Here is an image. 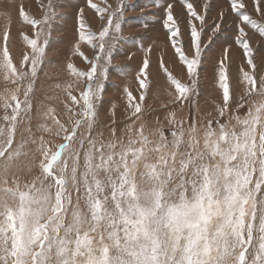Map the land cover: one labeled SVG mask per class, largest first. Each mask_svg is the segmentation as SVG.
Listing matches in <instances>:
<instances>
[{
    "label": "snow or ice",
    "instance_id": "obj_1",
    "mask_svg": "<svg viewBox=\"0 0 264 264\" xmlns=\"http://www.w3.org/2000/svg\"><path fill=\"white\" fill-rule=\"evenodd\" d=\"M103 2L102 7L87 0L103 22L99 31L89 27L84 8L76 14L78 39L72 50L87 68L67 64L81 87L64 86L70 101L64 122L52 107L40 111L33 102L40 74L47 77L44 66L53 64L47 50L53 22L62 18L55 0L43 5L40 19L20 6V17L34 32L21 33L26 47L18 62L8 47L9 31L3 34L0 73L12 87L0 92L5 121L0 124V264H264V69L256 63L260 49H254L244 27L264 38V23L253 19L245 0H229L212 22L211 0L202 10L192 0H179L183 17L174 14L176 0H165L162 26L187 80L169 71L162 53L157 67L171 99L160 106L167 109L164 122L154 117L158 126L148 129V116L158 111L147 105L153 46L141 45L145 55L136 79L144 91L134 103L124 87L131 122L118 128L116 105L107 125L100 122L99 107L102 79L123 39L126 5L118 0L112 8ZM252 6L264 20V0H252ZM230 13L237 18L235 38L214 62L217 99L213 111L202 113L204 53L224 31ZM208 29L205 43L202 34ZM81 43L94 50L92 57L81 51ZM233 44L241 47L243 58L238 95L231 83ZM185 107L188 113L177 118V110ZM34 108L41 135L29 126L17 143L18 126L31 120ZM103 127L109 129L107 137L98 130Z\"/></svg>",
    "mask_w": 264,
    "mask_h": 264
},
{
    "label": "rangeland",
    "instance_id": "obj_2",
    "mask_svg": "<svg viewBox=\"0 0 264 264\" xmlns=\"http://www.w3.org/2000/svg\"><path fill=\"white\" fill-rule=\"evenodd\" d=\"M37 1L0 0V33L2 35L0 36V47H2L5 43L3 39L5 30L9 31L10 36L12 35V33L20 35L21 31L24 30V28L33 30L34 32L33 27L25 23L20 17L19 9L20 6H23L25 12L28 15L32 16L33 18L40 19L42 18L44 11L43 5L47 4L48 0ZM93 2L100 4L102 7L105 6L103 0H93ZM117 2L118 0H107V3L111 5L112 8L117 7ZM124 2L126 5L124 11L126 21L122 26V35L124 36V38L118 41L117 47L114 50V54L111 57V62L107 65L106 77L102 79V107H99L100 122L102 125H107L109 123V113L113 104L116 105L114 113H117V115L121 114L118 118H121V120L123 119L125 115L123 114L122 109L125 106L122 100V96L126 97V95L123 93V89L125 86H127L129 91L132 92L134 103L139 101L140 92L144 91L139 88V81L136 79L139 66L141 65L143 57L145 55V53L141 49V45H143L144 47L152 45L153 52L151 76L149 80L151 90L147 93V99H149L147 105L152 109H158V111L152 112L151 115L148 116V129H153L158 126L152 121L154 117L159 116L161 119V123L164 122L163 117L167 109H162L160 107V104H166L171 99V97L167 94L170 89L166 81V77L161 71H158L157 67L161 54L163 53L164 55L163 59L168 69H171L173 75L176 76L177 79H180L182 82H186L187 80L186 71H182V66L178 62V59L174 58L173 49L170 47V43L167 39L166 30L163 29L162 26L161 13L163 7L166 6L165 0H157V2L156 0H124ZM167 2H173V0H167ZM192 2L198 10H202V6L205 0H192ZM11 3L15 7H12ZM55 3V10L58 13L62 14V18L53 22V41L47 50L48 56L53 60V64L44 66L45 72H47V77L45 76L44 72L40 74L39 81L35 86L33 102L34 104L39 105L40 111H46L48 107H52L54 109L53 114L55 115V117L64 122L67 119L65 115V103H70L67 94L64 91V86H66L67 84H74L75 87H81V85L76 84V78L67 68V64L72 63L74 66L80 68L81 70H85L87 68L84 59L81 56L76 55L72 50L74 42L78 39V34L76 33V14L77 12H79L80 8H84V18L89 27L94 31H99L103 22L100 19V16L97 15L95 10L87 6V0H55ZM245 3L248 5L249 14L253 16V19H256L258 23H264V20H262L254 12L252 0H245ZM211 4L212 8L208 12L209 22H212L213 19L217 17L220 8L227 9L229 7V0H211ZM174 14L181 17L186 15V11L179 3V0H176ZM234 20H237V18L234 14L230 13L224 21V31L216 34L211 47L208 48L204 53L206 59L203 61V67L200 69V80L202 82V85L200 82L201 95L199 96L198 105L202 113L213 111L212 101L217 99L216 88L218 87V85L214 83L213 65L214 62L218 59L221 47L226 46L227 42H230L235 38V34L233 32L234 25L232 23V21ZM140 21L147 23L148 27L145 28L144 23H141ZM244 27L245 31L248 33L250 43L252 44L254 49H260V51L256 53V63H258L261 68L264 69V38L260 37L259 33L256 30L251 29L250 26L244 25ZM35 30H39V26H37ZM148 33L153 35L147 36ZM24 34H28V32L26 31ZM210 34L211 29H208L202 34V39L205 43H207ZM21 39L22 36L17 39L18 43L14 45L17 51L13 52V54L11 52V54L15 58L14 62L19 61L22 56V52L26 47L23 39ZM184 39L185 41H188L187 34L185 35ZM163 40L166 42H164ZM10 46H12L11 43ZM191 49L192 48L190 44H187L186 54L188 53L190 57L193 55V50ZM81 51L88 57H92L94 54V50L85 43H81ZM167 54L169 56H167ZM231 55L233 58L231 68V83L233 90L236 91L238 95L240 87L237 84L236 77L238 68L242 67L241 61L243 58L241 47L239 45L233 44L231 47ZM157 78H159L160 80ZM153 82L156 84H154ZM57 83L61 84L62 87H55ZM5 85H7L8 87H12L9 82L3 80V74L0 73V92L3 91ZM23 88L24 85L21 84V97ZM153 88H156V90H153ZM160 89L163 91H161ZM163 94H165L167 97ZM73 95L79 96V92L76 91L75 88L73 89ZM119 97L121 99H119ZM188 111L189 109L187 107H185L182 111L178 109L177 118L185 116ZM8 113L9 115L11 114L10 109L8 110ZM3 115L4 109L2 106H0V124H5V121H3L2 119ZM41 122L42 121L38 118L36 109L34 108L31 120L20 123L18 126V130L15 133V140L17 141V143L20 142L22 138L21 133H23L26 127L30 126L34 135H41V132L37 130V125ZM164 126L167 127L166 124H164ZM98 130H102L105 137L108 136L109 129L107 127H103L102 129ZM34 174L35 173H33V175ZM21 178L23 179L24 177L22 176Z\"/></svg>",
    "mask_w": 264,
    "mask_h": 264
},
{
    "label": "bare ground",
    "instance_id": "obj_3",
    "mask_svg": "<svg viewBox=\"0 0 264 264\" xmlns=\"http://www.w3.org/2000/svg\"><path fill=\"white\" fill-rule=\"evenodd\" d=\"M36 1H37V0H36ZM37 2H38V1H37ZM156 2H157V0H156ZM4 3H5V2H4ZM4 3H2V4H4ZM8 3H9V2H8ZM8 3H7V4H8ZM149 3H150V2H149ZM9 4H10V3H9ZM39 4H40V3H39ZM11 5H12V3H11ZM5 6H6V5H5ZM13 6H14V5H12V7H13ZM14 7H15V6H14ZM16 8H17V6H16ZM26 9H27V8H26ZM3 23H4V22H3ZM100 24H101V23H100ZM5 25H6V24H5ZM4 29H5V28H4ZM6 29H7V28H6ZM24 30H25V29H24ZM22 33H23V32H22ZM166 34H167V33H166ZM152 35H153V34H149V33H148L147 36H152ZM0 36H2L1 33H0ZM139 36H140V35H139ZM20 37H21V36H20ZM153 37H154V36H153ZM21 40H22V39H21ZM166 40H167V39H166ZM163 41H164V40H163ZM143 42H144V41H143ZM164 42H166V41H164ZM164 42H163V43H164ZM9 45H10V44H9ZM1 46H2V45H1ZM164 46H165V45H164ZM166 48H167V47H166ZM191 50H192V49H191ZM164 51H165V50H164ZM188 51H189V50H188ZM187 54H188V53H187ZM167 56H169V55L167 54ZM137 57H138V56H137ZM153 57H154V56H153ZM163 57H164V55H163ZM129 58H130V57H129ZM134 59H135V57H134ZM140 59H142V58H140ZM140 59H139V61H140ZM170 59H171V58H170ZM131 60H132V59H131ZM172 61H173V60H172ZM167 62H168V61H167ZM168 63H169V62H168ZM154 64H155V63H154ZM173 66H174V65H173ZM176 66H178V65H176ZM176 66H175V67H176ZM179 66H180V65H179ZM155 67H156V66H155ZM129 68H130V67H129ZM131 68H132V67H131ZM179 68H180V67H179ZM179 70H180V69H179ZM154 71H155V70H154ZM169 71H172V70L170 69ZM175 71H176V70H175ZM182 71H183V70H182ZM159 72H160V71H159ZM159 72H156V73H159ZM179 72H180V71H179ZM184 72H185V71H184ZM175 73H176V72H175ZM172 74H173V73H172ZM155 75H156V74H155ZM180 75H181V74H180ZM162 77H163V76H162ZM163 78H164V77H163ZM154 79H155V78H154ZM157 79H159V78H157ZM107 80H109V79H107ZM159 80H160V79H159ZM161 80H164V79H161ZM154 81H155V80H154ZM158 82H159V81H158ZM162 82H163V81H162ZM200 82H201V80H200ZM153 83H154V82H153ZM151 84H152V83H151ZM154 84H156V83H154ZM107 85H108V84H107ZM112 85H113V84H112ZM161 85H163V84H161ZM201 85H202V82H201ZM109 86H110V85H109ZM155 86H156V85H155ZM155 86H154V87H155ZM157 86H158V85H157ZM164 87H165V86H164ZM157 88H158V87H157ZM113 89H114V87H113ZM141 90H142V89H141ZM141 90H140V91H141ZM153 90H156V88H155V89L153 88ZM153 90H152V91H153ZM160 90H161V89H160ZM158 91H159V90H158ZM161 91H163V90H161ZM164 91H165V90H164ZM154 93H155V92H154ZM149 94H150V93H149ZM151 94H152V93H151ZM156 94H157V93H156ZM160 94H162V93H160ZM163 95H165V94H163ZM153 96H154V95H153ZM158 96H160V95H158ZM165 96H166V95H165ZM165 96H164V97H165ZM123 97H124V96H122V100H123V103H124V106H125V107H124L122 110H123V114H124L125 116L123 115L124 117H123V119L121 120V118H120V119L118 118L121 114H120V115H117V113H114V118H115V119L117 118L116 120H117V122H118V123H117V127H118V128L123 127L124 125H122V124H125V122H126V123H130V122H131V121H129V120L126 119V112H125V109H126V106H127V97H124V98H123ZM135 97H136V96H135ZM166 97H167V96H166ZM166 97H165V98H166ZM160 98H161V97H160ZM119 99H121V98L119 97ZM151 99H152V98H151ZM151 99H150V100H151ZM148 100H149V99H147V102H148ZM152 100H153V99H152ZM165 100H166V99H165ZM166 101H167V100H166ZM133 102H134V101H133ZM153 104H154V103H153ZM162 104H163V103H162ZM157 106H158V105H157ZM160 106H161V104H160ZM154 107H155V106H154ZM162 109H163V108H162ZM164 110H165V109H164ZM154 112H155V111H154ZM160 112H161V111H160ZM161 114H162V113H161ZM161 114H160V115H161ZM163 114H164V113H163ZM157 115H158V114H157ZM110 116H111V113H109V117H110ZM107 117H108V116H107ZM153 117H154V116H153ZM151 118H152V117H151ZM161 118H162V116H161ZM109 120H110V119H109ZM153 120H154V119H153ZM153 120H152V121H153ZM148 121H149V120H148ZM108 122H109V121H108ZM162 123H163V122H162Z\"/></svg>",
    "mask_w": 264,
    "mask_h": 264
},
{
    "label": "crops",
    "instance_id": "obj_4",
    "mask_svg": "<svg viewBox=\"0 0 264 264\" xmlns=\"http://www.w3.org/2000/svg\"><path fill=\"white\" fill-rule=\"evenodd\" d=\"M247 10H248V9H247ZM248 12H249V10H248ZM8 25H9V24H8ZM24 29H25V30H22L21 33H22V32L25 33L26 31L28 32V34H29V33H33V30H29V29H26V28H24ZM20 35H21V34H20ZM20 35L12 33V35L10 36V42L8 43V47L10 48V51L12 52V54H13V52L17 51V49L14 47V45H15L16 43H18V40H17V39L20 38ZM123 38H124V36H123ZM10 43H11L12 46L9 45Z\"/></svg>",
    "mask_w": 264,
    "mask_h": 264
}]
</instances>
